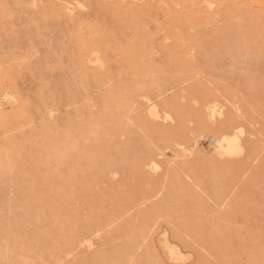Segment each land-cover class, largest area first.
I'll list each match as a JSON object with an SVG mask.
<instances>
[{"label": "rangeland", "instance_id": "374dc122", "mask_svg": "<svg viewBox=\"0 0 264 264\" xmlns=\"http://www.w3.org/2000/svg\"><path fill=\"white\" fill-rule=\"evenodd\" d=\"M0 264H264V0H0Z\"/></svg>", "mask_w": 264, "mask_h": 264}, {"label": "bare ground", "instance_id": "6f19581e", "mask_svg": "<svg viewBox=\"0 0 264 264\" xmlns=\"http://www.w3.org/2000/svg\"><path fill=\"white\" fill-rule=\"evenodd\" d=\"M232 141H233V140H232ZM231 143H232V142H231ZM225 145H226V144H225ZM225 145H224V146H225ZM230 146H231V145H229V147H230Z\"/></svg>", "mask_w": 264, "mask_h": 264}]
</instances>
